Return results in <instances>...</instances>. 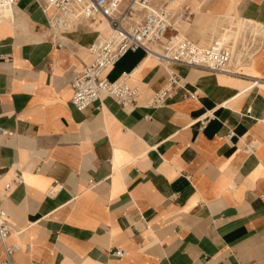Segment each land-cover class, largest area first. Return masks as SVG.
I'll list each match as a JSON object with an SVG mask.
<instances>
[{"label":"crops","instance_id":"obj_1","mask_svg":"<svg viewBox=\"0 0 264 264\" xmlns=\"http://www.w3.org/2000/svg\"><path fill=\"white\" fill-rule=\"evenodd\" d=\"M207 6L212 35L199 21L181 25L199 43L235 28L236 42L260 37L247 57L235 42L233 73L170 65L194 97L181 89L153 108L144 103L165 68L128 51L103 76L128 74L137 105L107 96L83 110L70 102L71 80L107 35L104 18L73 19L57 47L50 11L34 0L0 9V189L22 176L2 204L7 241L21 247L13 264H264V0Z\"/></svg>","mask_w":264,"mask_h":264},{"label":"built area","instance_id":"obj_2","mask_svg":"<svg viewBox=\"0 0 264 264\" xmlns=\"http://www.w3.org/2000/svg\"><path fill=\"white\" fill-rule=\"evenodd\" d=\"M17 0H0V5H13ZM44 13L50 11L47 26L50 36L56 39V46L61 47L64 41L60 34L65 32L55 30L54 24L59 17H64L76 10L87 19L103 17L111 28V33L93 42L88 51L93 54V60L83 64L71 80L72 96L70 102L77 110H83L90 104L101 101L103 97H111L116 103L134 107L137 105L138 87L130 85L126 79L128 74H123L120 79L110 81L103 72L128 51L138 49L147 54L153 51L160 64L164 65L166 77L164 84L155 91L144 103L149 107H160L168 98L183 90L182 95L194 97V93L184 87L180 75L170 68V65L194 66L212 72L229 71V50L224 49L218 41L199 46L186 35L179 34L170 25V10L167 8L169 1L182 0H34ZM191 11L184 6L179 11L180 17L190 19ZM61 17V18H62ZM66 20L63 21L65 23ZM158 45L159 50L153 46ZM256 83V81H254ZM0 133H8L0 126ZM232 132L224 135L226 140L232 138ZM257 144L247 142L241 146V151L251 154ZM2 167L0 165V177ZM190 179V174H185ZM22 183L19 171H14L12 178L6 181L0 189V245L2 257L0 264H13V255L20 250L17 241L8 242L7 237L11 231L8 215L2 204L5 196ZM61 188L56 181L49 188L55 192ZM27 247V245H26Z\"/></svg>","mask_w":264,"mask_h":264},{"label":"bare ground","instance_id":"obj_3","mask_svg":"<svg viewBox=\"0 0 264 264\" xmlns=\"http://www.w3.org/2000/svg\"><path fill=\"white\" fill-rule=\"evenodd\" d=\"M185 1L186 0H182V1H169L167 3V8L170 10V22L169 23L171 25V28L177 30L179 34H182L179 31V28H178L179 27V24H180L179 22H181L180 25H182L184 23L190 22V20H191V19L188 20V19H185L183 17H180V15H179V11L183 9L184 6H182V4ZM9 6H11V5H9V4L0 5V9H4V8L9 7ZM194 12L196 13V17L194 18V22L197 23L198 19H200L201 12L199 10H197V11L195 10ZM61 17H59L57 19V22L53 25L54 26V29L57 30V31H59V30L69 31L73 27V23H72L73 19H76V18L79 19V20L80 19H86L77 10L74 13L67 14L66 17H65V19H63L64 17H62V18ZM64 20H66L65 23H63ZM103 20L108 25L109 30H108L107 35H109L111 33V28H110L108 22L105 19H103ZM245 22L246 21H241V27L242 28H243V25L245 24ZM236 30H237V28H235V32L234 31H231V29L229 30V32L228 31H225L224 33H222L219 36H216V37L210 39L209 41H207L205 43H197V42H195V43L198 44L199 46H207V45H210V44L218 41L220 43V45H223L224 49H228L229 50V59H228V66H227L228 68L227 69L229 71H232V68H231V60H232V55L234 53V45H235V42H236V37H235L236 32H237ZM200 31H201V29H200ZM233 33H234V35H233ZM107 35H105V36H107ZM100 38H103V37H100ZM231 39H232V43L234 45L232 44V45H229L228 46L226 43H227L228 40H231ZM199 40L201 41V37L199 38ZM159 48L160 47H158V45H154L153 46V49L154 50H159ZM145 55L146 56L153 57L154 60L158 64H160L158 58L156 57V54L153 51H149ZM161 65L164 67L163 64H161ZM231 73H233V72H231ZM29 248H30V246H29Z\"/></svg>","mask_w":264,"mask_h":264},{"label":"rangeland","instance_id":"obj_4","mask_svg":"<svg viewBox=\"0 0 264 264\" xmlns=\"http://www.w3.org/2000/svg\"><path fill=\"white\" fill-rule=\"evenodd\" d=\"M209 3V0H190L189 2H184L183 4H182V6H185V5H187V6H189L188 8L190 9V11L192 12L191 13V16H190V22H193V20H194V18H195V15H196V13L194 12L195 11V9L194 8H192L191 6H198L199 4H200V9H201V15H200V19L198 20L200 23H201V35L203 36V35H207V34H210L211 33V35H212V30L210 29V27L208 26V24L210 23V21L212 20V18L210 19L209 17H208V15H205L204 14V12L205 11H207V8H208V6H207V4ZM170 6V5H169ZM171 7V6H170ZM233 17H236L235 15H232V16H228V17H226L228 20H230V19H233ZM180 24H181V22H179ZM179 24V31L182 33V34H188V36H190L191 38H193L197 43H199V41H198V38H197V35H196V33L194 32V30H193V28L192 29H189L188 31H184V29H183V27L181 26ZM237 25H238V27H240L239 29H242L243 30V28L241 27V20L240 21H238L237 22ZM217 31V30H216ZM215 31V32H216ZM229 32V31H228ZM218 33V32H217ZM247 33H250L251 34V32H248V31H245L244 32V37L242 38V39H240V41H239V39H238V41L236 42V44L237 45H240V48H242L243 49V51H244V56H246L247 57V55L248 54H252L256 49H257V47H258V43H259V41H260V37L257 35V36H254V38H250V36H248V37H246L247 36ZM257 34V33H256ZM256 34H252V35H256ZM259 34H260V31H259ZM233 35H234V33H233ZM241 35H243V34H241L240 32H236V35H235V37H237V38H239ZM247 38H248V40H247ZM227 43L229 44V45H232L233 43H232V39L231 40H228L227 41ZM241 43H242V45H241ZM244 43V44H243ZM234 45V44H233ZM234 47H235V45H234ZM236 48V47H235ZM237 49V48H236ZM240 54H241V52H240ZM239 66H241V65H233L232 66V69H234V68H237V67H239Z\"/></svg>","mask_w":264,"mask_h":264}]
</instances>
